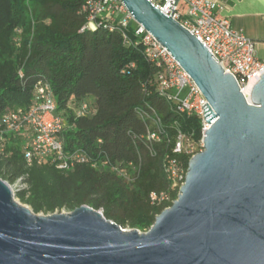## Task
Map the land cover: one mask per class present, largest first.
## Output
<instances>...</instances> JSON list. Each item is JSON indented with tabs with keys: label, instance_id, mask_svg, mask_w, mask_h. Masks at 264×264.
Masks as SVG:
<instances>
[{
	"label": "trees",
	"instance_id": "obj_1",
	"mask_svg": "<svg viewBox=\"0 0 264 264\" xmlns=\"http://www.w3.org/2000/svg\"><path fill=\"white\" fill-rule=\"evenodd\" d=\"M84 3L0 0V118L27 107L33 86L45 78L56 114L65 122L60 135L64 150L80 149L97 166H28L20 138L5 134L0 136V178L8 183L23 179L26 187L15 196L34 213L70 212L88 205L122 228L144 232L178 194L159 205L149 201L150 192L168 190L166 161L178 159L187 169L190 156L173 152L177 133L199 140L201 123L196 116L178 113L156 92V68L145 60L140 45H125L117 29L79 31L86 22ZM81 101H90L94 112L77 116L74 108ZM150 107L159 127L138 115V109Z\"/></svg>",
	"mask_w": 264,
	"mask_h": 264
},
{
	"label": "water",
	"instance_id": "obj_2",
	"mask_svg": "<svg viewBox=\"0 0 264 264\" xmlns=\"http://www.w3.org/2000/svg\"><path fill=\"white\" fill-rule=\"evenodd\" d=\"M207 100L202 150L147 231L100 210L34 213L0 178V264H264V73L248 89L150 0H120Z\"/></svg>",
	"mask_w": 264,
	"mask_h": 264
},
{
	"label": "built area",
	"instance_id": "obj_3",
	"mask_svg": "<svg viewBox=\"0 0 264 264\" xmlns=\"http://www.w3.org/2000/svg\"><path fill=\"white\" fill-rule=\"evenodd\" d=\"M159 10L170 15L195 36L211 53L226 73L231 74L245 99L248 101L250 85L264 73V58H259L255 42L242 30L231 27L226 17L215 12L212 0H150ZM181 2L185 7L182 8ZM82 11L86 13V22L80 32L94 31L97 28L118 30L125 45H140L145 60L156 68L153 83L156 92L171 102L178 113L199 118L200 138L177 133L173 152L192 156L202 150L204 130L209 124L204 119L202 106L207 100L201 91L179 65L174 57L158 43L131 14L120 0H85ZM132 26L131 33L128 32ZM22 77L21 70L18 71ZM77 116L94 112L90 101H81L74 108ZM141 118L149 117L159 127L160 119L153 108L137 110ZM65 127L63 118L56 114V102L49 82L45 78L38 80L32 89V98L25 108L6 112L0 118V136L12 134L20 138L26 164L42 165L50 162L61 170H70L75 165L90 163L97 166L84 151L78 149L67 152L63 147L61 132ZM152 139L158 137L152 134ZM116 172L129 178L123 169ZM186 170L182 161L171 158L164 165V174L169 182L168 190L150 192L151 204H163L172 200V193L183 184ZM19 189L25 188L19 178ZM18 189V190H19Z\"/></svg>",
	"mask_w": 264,
	"mask_h": 264
},
{
	"label": "crops",
	"instance_id": "obj_4",
	"mask_svg": "<svg viewBox=\"0 0 264 264\" xmlns=\"http://www.w3.org/2000/svg\"><path fill=\"white\" fill-rule=\"evenodd\" d=\"M215 12L226 17L232 28L255 42L259 58H264V0H212ZM182 8L185 7L181 2Z\"/></svg>",
	"mask_w": 264,
	"mask_h": 264
},
{
	"label": "rangeland",
	"instance_id": "obj_5",
	"mask_svg": "<svg viewBox=\"0 0 264 264\" xmlns=\"http://www.w3.org/2000/svg\"><path fill=\"white\" fill-rule=\"evenodd\" d=\"M8 184L10 185V187H11L13 193H14V198L16 199V201L20 202V201L18 200V198L15 196L16 191H18V189H19V187H20V183H19V182H13V183H8ZM20 203H21V202H20ZM22 204H23V203H22ZM24 205H26V204H24ZM62 212H65V211H62ZM38 214H43V213H38ZM126 229H127V228H126Z\"/></svg>",
	"mask_w": 264,
	"mask_h": 264
}]
</instances>
